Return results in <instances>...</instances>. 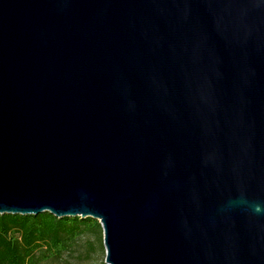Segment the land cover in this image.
<instances>
[{
  "label": "water",
  "instance_id": "95a60500",
  "mask_svg": "<svg viewBox=\"0 0 264 264\" xmlns=\"http://www.w3.org/2000/svg\"><path fill=\"white\" fill-rule=\"evenodd\" d=\"M41 213L264 264V0H0V215Z\"/></svg>",
  "mask_w": 264,
  "mask_h": 264
},
{
  "label": "trees",
  "instance_id": "16d2710c",
  "mask_svg": "<svg viewBox=\"0 0 264 264\" xmlns=\"http://www.w3.org/2000/svg\"><path fill=\"white\" fill-rule=\"evenodd\" d=\"M101 233L91 218L0 215V264H81L74 257L78 243L89 234L100 241Z\"/></svg>",
  "mask_w": 264,
  "mask_h": 264
},
{
  "label": "rangeland",
  "instance_id": "374dc122",
  "mask_svg": "<svg viewBox=\"0 0 264 264\" xmlns=\"http://www.w3.org/2000/svg\"><path fill=\"white\" fill-rule=\"evenodd\" d=\"M88 244L93 245L92 250L87 251ZM74 257L75 259L80 260L81 264H105V252L102 244V233L100 241H98L95 236L91 234L83 237L76 247V253Z\"/></svg>",
  "mask_w": 264,
  "mask_h": 264
}]
</instances>
